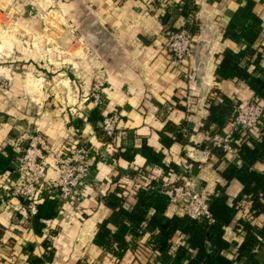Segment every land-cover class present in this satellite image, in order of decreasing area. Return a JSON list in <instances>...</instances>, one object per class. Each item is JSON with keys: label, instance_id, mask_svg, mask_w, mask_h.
<instances>
[{"label": "crops", "instance_id": "1", "mask_svg": "<svg viewBox=\"0 0 264 264\" xmlns=\"http://www.w3.org/2000/svg\"><path fill=\"white\" fill-rule=\"evenodd\" d=\"M247 1L0 0V16L7 23L0 34V85L4 87L0 90V150L11 146L20 154L24 143L18 139L34 133L46 139L52 153H58L67 135L80 134L90 139L98 153L96 184L85 190L81 202L63 207L41 235L21 220L20 210L0 212V264H38L30 261L43 259L48 239L52 256L39 264H160V253L147 245V232L139 237L127 234L125 241L130 246L118 259L94 242L98 226L112 212L100 195L111 192L114 182L128 177L135 166L153 172L150 177L159 180L160 186L172 183L174 174H167L169 169H190L194 187L212 195L219 185L232 205L242 185L236 179L226 181L221 173L229 163L239 166L240 162L230 155L220 157L197 134L214 127L208 122L210 99L235 103L255 97L242 79L216 74L224 50L238 52L245 47L226 37L225 30L236 9ZM249 1L260 29L252 45L254 52L242 67L252 72L257 64L264 72V0ZM42 6L58 8L66 25L42 26ZM183 6L192 7L189 16L194 20L195 47L189 60L176 64L163 50L164 29L184 25L185 18L178 14ZM164 14L168 15L165 22ZM73 39H77L76 57L72 56ZM257 53L260 59L256 60ZM94 83L103 94L101 114H120L119 134L109 149L95 134L100 120L94 124L88 119L93 108L86 98ZM229 128L226 121L219 132ZM143 147L158 152L167 169L149 163L141 155ZM193 149L203 154L195 157ZM120 153L134 156L128 161ZM48 163L47 173L53 179V159L48 158ZM253 167L264 172V163ZM10 172L0 174L4 182L17 179ZM132 204L130 198L124 207L130 209ZM251 205L247 196L235 203L234 216L223 229L227 244L221 255L226 259L234 261L245 240L242 222L257 230L264 228V212L254 214ZM165 214L183 216V207L174 205ZM257 237L261 244L254 248V257L264 262V238ZM185 245L186 236L176 230L170 238V252ZM233 264H243V259Z\"/></svg>", "mask_w": 264, "mask_h": 264}, {"label": "trees", "instance_id": "2", "mask_svg": "<svg viewBox=\"0 0 264 264\" xmlns=\"http://www.w3.org/2000/svg\"><path fill=\"white\" fill-rule=\"evenodd\" d=\"M252 7L253 2L248 0L245 5L239 6L234 12L232 20L225 30V36L235 42L243 43L245 47L238 52L230 49L224 50L216 74L220 78L242 79L254 92L255 97L264 100V72L258 69L257 64H255L252 72L242 67L243 62H246L251 53L254 52L252 45L260 29L259 19L253 14ZM191 8L183 6L178 14L187 18L189 11H192ZM161 19L165 22L168 20V15L164 14ZM257 59H260L259 53H257ZM218 102L213 99L208 101L210 104L208 122L214 125L211 128L212 131L217 132L221 130L224 122L229 123L234 112V102L225 100H222L221 103ZM101 118L99 111L94 108L88 117L94 124ZM236 148L238 152L236 160L240 162V165L235 166L229 163L221 176L226 181L238 180L242 189L240 195L232 200V205H228V197L224 193V188L217 186L216 192L211 195L209 201V211L213 222L192 220L185 214L183 216H167L165 214L167 198L160 192L159 180L150 177V173L153 172L147 170L145 166H135L131 168L128 177L118 178L114 182L113 190L102 197L103 202L112 212L109 218L98 226L94 242L107 254L118 259L129 244L125 241L127 234L139 237L147 232L150 235L147 245L150 250L153 249L160 253V264H233L236 261H241V259H243V264H264L254 257V248L261 244V240L257 236L261 239L264 238V228L257 230L246 222L241 223L244 231H246V237L238 247V255L235 260L226 259L221 255L227 244L222 238L223 229L234 216L235 203L247 196L252 203L251 210L254 214L264 212V172L256 171L253 167L256 163H264V133L236 145ZM215 153L219 154L220 157H226V154L221 150H215ZM120 155L125 156L128 161L132 160L134 156L133 153H120ZM141 155L150 161L149 163L165 167L158 152L143 147ZM17 156L19 154H15L11 146H6L0 150V174L7 175L14 170L12 160ZM174 168L169 169L167 174L181 175L184 173L179 168ZM166 169L167 167L163 168L164 171ZM130 198H133L132 208L126 209L124 205L129 202ZM19 203L21 207L26 204L22 199ZM151 210L153 213L148 215ZM58 214L56 197L45 191L42 192V199L35 204L31 214H23L21 210L18 213L21 220L26 222L29 228L31 227L32 231L38 235L42 234L46 228V223L58 217ZM176 230L181 231L186 236V245L179 246L170 252L172 250L170 238ZM1 233L0 228V235ZM50 236L48 235L46 239ZM49 241L50 239L44 243L46 253L43 255V259H35L30 263H42L52 256V248L48 246Z\"/></svg>", "mask_w": 264, "mask_h": 264}, {"label": "built area", "instance_id": "3", "mask_svg": "<svg viewBox=\"0 0 264 264\" xmlns=\"http://www.w3.org/2000/svg\"><path fill=\"white\" fill-rule=\"evenodd\" d=\"M193 16L185 18L180 28H165L163 50L172 63L189 60L194 51L195 41L192 28ZM2 92L4 89L1 90ZM101 115L99 130L95 133L105 149H109L113 139L119 134L118 112L101 114L103 94L98 83L92 84L86 98ZM234 112L230 118V128L224 133L204 129L197 134L213 150L237 158L236 145L251 137H257L264 129V104L257 97L233 104ZM73 117H75L73 115ZM24 143L16 159L14 170L17 179L4 182L0 175V212L5 208L20 209L23 214L33 212L35 204L42 199V192L51 193L58 201L59 214L66 205L75 206L84 198L87 188L93 187L95 176L94 163L98 153L90 139L82 135H67L63 148L52 153L46 139L34 133H28L18 139ZM48 158L53 159L55 177L48 176ZM172 183L161 186L160 192L167 198L166 209L181 205L183 213L192 220L213 222L209 211L211 194L204 188L194 187L190 169L181 175H173ZM103 195H100L102 200ZM20 199L26 202L20 206Z\"/></svg>", "mask_w": 264, "mask_h": 264}, {"label": "rangeland", "instance_id": "4", "mask_svg": "<svg viewBox=\"0 0 264 264\" xmlns=\"http://www.w3.org/2000/svg\"><path fill=\"white\" fill-rule=\"evenodd\" d=\"M46 6H42V8H44V10L41 11V13L39 14L40 18V24L44 27H52V28H55V27H59L57 24H61V25H66L65 22H63V20L61 19V14L59 13V9L56 8V7H47L45 8ZM54 10V11H53ZM51 13V15H49V13ZM7 24L5 22V18H3L2 16H0V34L3 33V29L6 28V25ZM48 32V31H47ZM50 34V33H49ZM44 35V34H42ZM76 40L77 39H73L72 41V56H77V48H76ZM4 89V87H2L0 85V90Z\"/></svg>", "mask_w": 264, "mask_h": 264}, {"label": "water", "instance_id": "5", "mask_svg": "<svg viewBox=\"0 0 264 264\" xmlns=\"http://www.w3.org/2000/svg\"><path fill=\"white\" fill-rule=\"evenodd\" d=\"M262 131H264V129H263ZM192 152H195V154H194L195 157H198V156L200 157V155L203 154L202 152L197 151L196 149H193ZM202 156H203V155H202Z\"/></svg>", "mask_w": 264, "mask_h": 264}]
</instances>
